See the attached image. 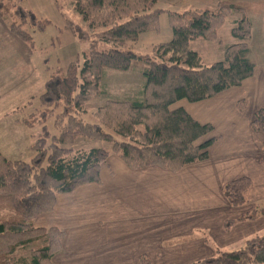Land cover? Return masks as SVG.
I'll return each mask as SVG.
<instances>
[{"label":"trees","instance_id":"16d2710c","mask_svg":"<svg viewBox=\"0 0 264 264\" xmlns=\"http://www.w3.org/2000/svg\"><path fill=\"white\" fill-rule=\"evenodd\" d=\"M156 1L73 0L74 10L90 31L80 24L67 28L80 39L93 40L83 66L72 62L66 75L60 71L52 74L40 95L46 106L43 118L54 116L55 108L60 107L54 116L59 134L43 127L30 162L9 160L0 151V264H54V258L63 252L65 231L56 226L38 227L35 220L54 210L58 194L99 182L102 165L111 153L133 169L158 166L175 172L206 160L215 140L210 136L213 126L200 123L177 104L182 100L200 102L237 87L253 76L258 64H264L251 47L250 5L225 0L218 1L214 10L168 12L172 40L154 46L151 54L136 53L132 43L142 33L158 30L162 10L153 9ZM0 12L7 22L10 17V32L30 46L33 40L23 25L45 28L33 11L20 5L0 1ZM234 14L239 15L232 29L237 42L225 47L224 60L204 64L189 48L190 42L217 40L219 30ZM136 70L145 79L139 94L108 98L94 113L97 122H86V104L104 91L109 94L101 87L107 76ZM35 120L33 116L23 122L33 125ZM252 128L264 135V107L256 111ZM77 135L110 142L111 151L65 146ZM250 186L248 177L228 183L224 192L229 203L243 206ZM262 214L264 210L255 209L248 218ZM248 218L244 215L229 220L225 227L228 230ZM195 264H264V234L249 238L238 249L218 251Z\"/></svg>","mask_w":264,"mask_h":264},{"label":"crops","instance_id":"0c3cea01","mask_svg":"<svg viewBox=\"0 0 264 264\" xmlns=\"http://www.w3.org/2000/svg\"><path fill=\"white\" fill-rule=\"evenodd\" d=\"M177 105L213 126L208 158L174 172L133 169L111 155L99 182L58 194L54 210L35 220L38 227L65 231L54 264H195L257 235L248 220L226 229L227 221L247 211L245 205L233 207L224 189L248 177L252 210L264 199V135L252 128L256 111L264 107V66L258 64L237 87ZM259 228L264 233V226Z\"/></svg>","mask_w":264,"mask_h":264},{"label":"rangeland","instance_id":"374dc122","mask_svg":"<svg viewBox=\"0 0 264 264\" xmlns=\"http://www.w3.org/2000/svg\"><path fill=\"white\" fill-rule=\"evenodd\" d=\"M0 1L5 4H17L33 11L36 18L45 24L43 29L30 23L23 25L33 40V46H30L29 43L20 40L10 32V17L7 16L9 18L7 22L6 17L0 12V151L9 160L30 162L36 155L34 145L43 134V127L46 126L52 134H59V130L55 128L54 116L59 113L60 107L55 108L54 116L43 118L42 112L46 106L41 103L40 95L45 90V83L58 71L66 75L72 62L78 61V66L81 68L93 37L80 39L67 28L73 24H80L88 32L90 31L82 22L81 15L74 10L73 0ZM218 1L220 0H157L153 9L162 10L158 20V30L142 33L138 41L132 43V50L140 54H151L154 46L172 40L173 30L168 12L182 13L188 9L205 8L214 10ZM225 1L250 5L252 50L254 49L255 55H260L261 62L264 61V0ZM237 18H239L237 14L229 16L219 30L217 40L197 39L190 42L189 48L200 55L204 64L210 65L224 60L225 47L237 42L232 34L234 20ZM144 82L145 79L138 70L129 73L111 72L101 85L102 89H107L109 94L104 91V95L86 104L87 112L83 116L84 120L88 123L97 122L94 113L108 98H134L139 94ZM242 102L245 103L242 100L239 104L241 105ZM244 108L245 105L240 109ZM33 116L37 118L33 125L23 122L24 118ZM65 146L75 149L102 147L110 151L112 148L110 142L92 140L82 135L75 136L73 141L70 144L66 143ZM111 155L117 154L111 153ZM255 204L253 210L250 201L244 204L243 209L247 211L244 214L246 218L252 217L250 214L255 209L264 210V199ZM261 216L263 217L260 218ZM256 219L248 218L247 222L250 224V229L257 230V234L262 235L264 233H259L262 230L259 227L264 226V214ZM242 246L237 245L227 250H235Z\"/></svg>","mask_w":264,"mask_h":264}]
</instances>
